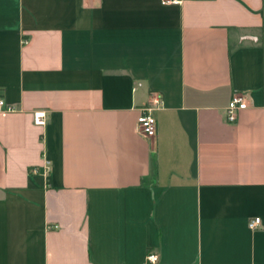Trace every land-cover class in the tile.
I'll use <instances>...</instances> for the list:
<instances>
[{"label":"crops","instance_id":"crops-1","mask_svg":"<svg viewBox=\"0 0 264 264\" xmlns=\"http://www.w3.org/2000/svg\"><path fill=\"white\" fill-rule=\"evenodd\" d=\"M0 96V264H264V0H0Z\"/></svg>","mask_w":264,"mask_h":264},{"label":"built area","instance_id":"built-area-1","mask_svg":"<svg viewBox=\"0 0 264 264\" xmlns=\"http://www.w3.org/2000/svg\"><path fill=\"white\" fill-rule=\"evenodd\" d=\"M184 0H162L164 4H180ZM163 97L160 93L155 92L148 104L140 108V113L137 117V127L141 134L147 137H154L158 132V120L155 111L163 106ZM250 105V95L248 92H236L233 94L227 106V119L234 122L241 109ZM15 107L10 105L3 96H0V111H12ZM47 113L44 109L34 110V122L39 125H45ZM36 171L35 168H33ZM251 229H258L262 226V218L256 216L248 221ZM148 264H158L159 254L155 251H150L147 254Z\"/></svg>","mask_w":264,"mask_h":264}]
</instances>
